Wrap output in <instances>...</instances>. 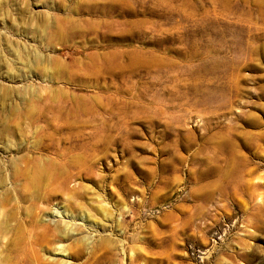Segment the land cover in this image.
<instances>
[{"label":"rangeland","instance_id":"1","mask_svg":"<svg viewBox=\"0 0 264 264\" xmlns=\"http://www.w3.org/2000/svg\"><path fill=\"white\" fill-rule=\"evenodd\" d=\"M0 264H264V0H0Z\"/></svg>","mask_w":264,"mask_h":264}]
</instances>
